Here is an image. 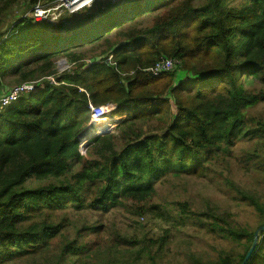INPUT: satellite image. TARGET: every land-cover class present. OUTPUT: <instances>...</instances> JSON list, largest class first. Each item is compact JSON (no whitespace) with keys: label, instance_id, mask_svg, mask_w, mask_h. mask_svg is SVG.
<instances>
[{"label":"trees","instance_id":"1","mask_svg":"<svg viewBox=\"0 0 264 264\" xmlns=\"http://www.w3.org/2000/svg\"><path fill=\"white\" fill-rule=\"evenodd\" d=\"M19 1L0 0V96L35 85L0 106V264H157L166 235L140 248L102 225L71 237L69 208L146 202L167 173L224 177L219 164L240 141L245 171L264 189V0H106L56 23H36L38 0H24L30 10L6 24ZM162 58L180 64L146 71ZM62 59L70 70H57ZM89 102L114 104L123 119L86 141ZM224 182L259 225L211 201L178 203L183 220L231 246L189 264H241L264 225V191ZM247 264H264V235Z\"/></svg>","mask_w":264,"mask_h":264},{"label":"rangeland","instance_id":"2","mask_svg":"<svg viewBox=\"0 0 264 264\" xmlns=\"http://www.w3.org/2000/svg\"><path fill=\"white\" fill-rule=\"evenodd\" d=\"M19 3L22 7L14 8L15 13L6 24L14 22L23 12L30 10L24 0H20ZM59 63L68 65L65 59L59 60L57 63L59 72L62 69V66L58 67ZM258 110L264 111V107L260 106ZM109 117L116 125L123 119L116 116L115 111ZM101 120L104 122L103 125L107 124V117ZM91 137L92 134L88 131L86 141ZM248 149L245 141L236 143L231 155L225 157L227 163L219 164L218 170L222 171L224 177L192 179L185 175L174 176L167 173L156 183L154 194L146 202L129 200L116 205L107 213L95 212L86 206L79 210L69 208L71 220L69 236L74 237L76 230L82 226L102 225L105 232L114 239L123 242L121 238L115 236V233H119L122 238L135 239L132 248H140L144 238L158 239L166 235L167 243L158 251L157 264H189L188 258L191 255L204 260L214 259L221 250L230 249V243L210 238L194 219L183 220L184 216L178 210V203L187 202L188 210L193 211L205 205L206 201H211L219 207L228 208L241 224L258 226L260 218L254 210L232 198L224 182V178H228L244 188L264 191L256 184L255 176L245 171L242 157ZM142 205L145 207L143 217L138 216L133 209V206ZM136 260L137 262L145 260V255L140 254Z\"/></svg>","mask_w":264,"mask_h":264},{"label":"built area","instance_id":"3","mask_svg":"<svg viewBox=\"0 0 264 264\" xmlns=\"http://www.w3.org/2000/svg\"><path fill=\"white\" fill-rule=\"evenodd\" d=\"M106 0H50L46 3L43 0H38L36 5L33 6L29 15L36 23L50 22L56 23L65 14L72 15L84 9L90 8L95 2ZM110 60V59H109ZM180 62L175 59H160L155 65L146 71L150 72L153 76H158L162 73L171 72ZM62 66L60 72L69 70L68 65L59 63L58 67ZM52 83H56L54 78H49ZM35 83H23L19 86L13 87L6 95L0 96V106L6 107L16 102L24 93L33 91ZM87 95V94H86ZM90 111V122L88 124V131L92 137L103 136L110 134L114 131L115 127L119 125L114 124L110 119V114L116 111V105L105 104L101 106H94L88 103ZM107 117V124L104 126L93 123L99 118ZM116 125V126H115ZM115 126V127H114ZM91 137V138H92Z\"/></svg>","mask_w":264,"mask_h":264},{"label":"water","instance_id":"4","mask_svg":"<svg viewBox=\"0 0 264 264\" xmlns=\"http://www.w3.org/2000/svg\"><path fill=\"white\" fill-rule=\"evenodd\" d=\"M261 235H264V225L259 227V229L255 232L253 245H252L251 249L249 250V252L246 254V256H245V258L241 264H247L249 258L251 257L252 253L254 252V250L257 247L258 239Z\"/></svg>","mask_w":264,"mask_h":264},{"label":"bare ground","instance_id":"5","mask_svg":"<svg viewBox=\"0 0 264 264\" xmlns=\"http://www.w3.org/2000/svg\"><path fill=\"white\" fill-rule=\"evenodd\" d=\"M69 66H70V65H69ZM101 119H103V118H99V119H97V120H96L95 122H93V123H96V124L98 123V125L104 126V125H103L104 122H103Z\"/></svg>","mask_w":264,"mask_h":264},{"label":"clouds","instance_id":"6","mask_svg":"<svg viewBox=\"0 0 264 264\" xmlns=\"http://www.w3.org/2000/svg\"><path fill=\"white\" fill-rule=\"evenodd\" d=\"M90 122V121H89ZM89 124V123H88ZM87 128H88V126H87Z\"/></svg>","mask_w":264,"mask_h":264}]
</instances>
